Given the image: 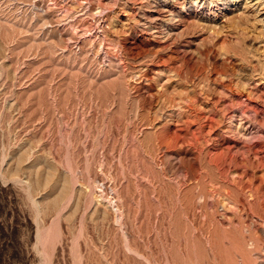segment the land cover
<instances>
[{"label":"rangeland","instance_id":"rangeland-1","mask_svg":"<svg viewBox=\"0 0 264 264\" xmlns=\"http://www.w3.org/2000/svg\"><path fill=\"white\" fill-rule=\"evenodd\" d=\"M0 264H264V0H0Z\"/></svg>","mask_w":264,"mask_h":264},{"label":"bare ground","instance_id":"bare-ground-1","mask_svg":"<svg viewBox=\"0 0 264 264\" xmlns=\"http://www.w3.org/2000/svg\"><path fill=\"white\" fill-rule=\"evenodd\" d=\"M118 210V209H117Z\"/></svg>","mask_w":264,"mask_h":264}]
</instances>
